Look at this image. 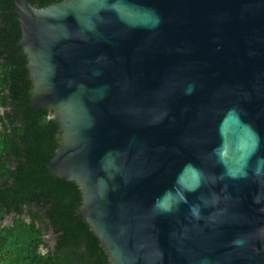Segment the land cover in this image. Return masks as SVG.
I'll return each mask as SVG.
<instances>
[{
    "label": "water",
    "instance_id": "obj_1",
    "mask_svg": "<svg viewBox=\"0 0 264 264\" xmlns=\"http://www.w3.org/2000/svg\"><path fill=\"white\" fill-rule=\"evenodd\" d=\"M49 174L110 264H264V0H15Z\"/></svg>",
    "mask_w": 264,
    "mask_h": 264
},
{
    "label": "trees",
    "instance_id": "obj_2",
    "mask_svg": "<svg viewBox=\"0 0 264 264\" xmlns=\"http://www.w3.org/2000/svg\"><path fill=\"white\" fill-rule=\"evenodd\" d=\"M0 4L6 6L0 7V264H110L78 215L80 188L49 174L59 125L49 111L29 106L32 83L17 49L20 25L9 14L14 1Z\"/></svg>",
    "mask_w": 264,
    "mask_h": 264
},
{
    "label": "flooded vegetation",
    "instance_id": "obj_3",
    "mask_svg": "<svg viewBox=\"0 0 264 264\" xmlns=\"http://www.w3.org/2000/svg\"><path fill=\"white\" fill-rule=\"evenodd\" d=\"M0 1H6V0H0ZM14 1V9H15V0H13ZM33 5H35V6H37V7H39V8H44V7H47V6H49V5H52V2L53 1H56V0H29ZM54 4V3H53ZM2 6H5V5H1L0 4V7H2ZM6 7V6H5ZM14 9L13 10H11V11H9V14H11V12L12 11H14ZM4 13V11H2L1 9H0V21L1 22H4V18H3V16H2V14ZM12 15V14H11ZM12 16H14V15H12ZM17 18V17H16ZM18 20V19H17ZM7 22V21H6ZM5 24H7V23H5ZM20 25V24H19ZM5 27H6V25H5ZM11 29H12V27H11ZM20 31H21V27H20ZM9 33L10 34H12V37H13V35H15V33H13L12 31H9ZM21 39V38H20ZM19 43V42H18ZM17 49H18V45H17ZM19 50V49H18ZM24 53V52H23ZM26 61H27V59H26ZM30 77V76H29ZM31 79V78H30ZM10 219H7V221H9Z\"/></svg>",
    "mask_w": 264,
    "mask_h": 264
},
{
    "label": "rangeland",
    "instance_id": "obj_4",
    "mask_svg": "<svg viewBox=\"0 0 264 264\" xmlns=\"http://www.w3.org/2000/svg\"><path fill=\"white\" fill-rule=\"evenodd\" d=\"M7 223H10V220L7 221ZM46 239H47V242H48L49 244L54 245V241H53L52 236L49 235V236L46 237ZM42 252H43V253H46L47 250H46V249H43Z\"/></svg>",
    "mask_w": 264,
    "mask_h": 264
}]
</instances>
